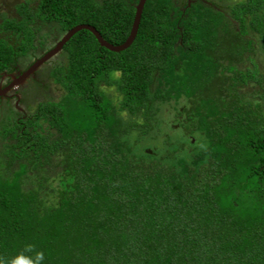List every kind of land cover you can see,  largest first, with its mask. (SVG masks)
Here are the masks:
<instances>
[{
	"label": "trees",
	"instance_id": "trees-1",
	"mask_svg": "<svg viewBox=\"0 0 264 264\" xmlns=\"http://www.w3.org/2000/svg\"><path fill=\"white\" fill-rule=\"evenodd\" d=\"M34 2L1 17L0 73L42 48L44 24L123 43L138 0ZM251 52L261 68L241 67ZM57 54L58 97L0 126V257L32 244L44 264H264V0H146L125 49L80 29Z\"/></svg>",
	"mask_w": 264,
	"mask_h": 264
},
{
	"label": "rangeland",
	"instance_id": "rangeland-1",
	"mask_svg": "<svg viewBox=\"0 0 264 264\" xmlns=\"http://www.w3.org/2000/svg\"><path fill=\"white\" fill-rule=\"evenodd\" d=\"M22 0H0V13L5 12L7 15H13V8ZM208 4H215L216 6L223 7L226 9L228 4L234 3L237 0H203ZM174 4L178 6H183L185 0H173ZM37 25V24H36ZM39 35H47L42 48H40L37 52H29L25 56L19 57L12 66H10L5 74L0 75V88L3 84L9 80L10 76L14 77L16 74L20 73L29 64L35 61L39 56L49 50L55 42H57L63 34H58L57 28H53L50 25H42L41 29H39ZM12 40H15L14 36H10ZM9 38V39H10ZM19 43V39L15 42L17 45ZM64 60V56L62 54H57L54 57H51L44 64L39 67V69L35 72L34 78H29L24 83L19 84L16 88L12 89L11 95L7 97H0V126L7 120L9 116L13 117H24L25 115H30L35 110L36 104L38 101H42L48 97H58L60 92L58 91L57 85L50 80L49 72L53 68L54 65L62 62ZM253 60V62L251 61ZM253 63H257L259 67L262 66V59L259 52H251L248 53V57H245V61L242 66H251ZM111 91V90H110ZM10 92L8 94H10ZM18 94L20 96V100H16L14 95ZM115 95L114 93H112ZM113 101L117 102V97H113ZM15 104L19 106L16 108ZM13 112H12V111ZM22 110V112H21ZM11 111V112H10ZM177 118L173 106L171 104H164L161 106V111L159 115L160 126H163V133L167 134L172 133L173 126L175 125L174 120ZM177 134L179 135V131ZM45 204L55 203L54 194H49L48 197L44 200Z\"/></svg>",
	"mask_w": 264,
	"mask_h": 264
},
{
	"label": "water",
	"instance_id": "water-1",
	"mask_svg": "<svg viewBox=\"0 0 264 264\" xmlns=\"http://www.w3.org/2000/svg\"><path fill=\"white\" fill-rule=\"evenodd\" d=\"M146 0H138V2L135 5V15L132 22V26L129 32L128 37L126 40L118 45L111 44L107 42L100 34V32L92 25L87 23H80L72 27L71 29L67 30L61 38L54 44L53 47H51L49 50H47L44 54H42L39 58H37L25 71H23L18 77H15L12 82H10L8 85H6L3 88H0V95H5L7 91H9L11 88H14L19 83L23 82L30 74H33L34 71L40 67L44 62L49 60L51 57L56 55L60 50L62 49L63 45L70 39V37L77 32L80 29H87L90 32L94 34L98 42L101 46H104L112 51H120L128 47L132 41L134 40L138 27L139 22L141 19L143 7ZM190 4V0H188V5Z\"/></svg>",
	"mask_w": 264,
	"mask_h": 264
},
{
	"label": "clouds",
	"instance_id": "clouds-1",
	"mask_svg": "<svg viewBox=\"0 0 264 264\" xmlns=\"http://www.w3.org/2000/svg\"><path fill=\"white\" fill-rule=\"evenodd\" d=\"M45 254L36 249L32 244H27L24 249L11 259L0 257V264H44Z\"/></svg>",
	"mask_w": 264,
	"mask_h": 264
},
{
	"label": "flooded vegetation",
	"instance_id": "flooded-vegetation-1",
	"mask_svg": "<svg viewBox=\"0 0 264 264\" xmlns=\"http://www.w3.org/2000/svg\"><path fill=\"white\" fill-rule=\"evenodd\" d=\"M187 1H188V0H187ZM193 1H195V0H190V3L193 2ZM21 3H26V4L31 5V6H33V5L35 4L34 0H22L21 2H18V3L14 6V8H13V12H14V14H13V15H7L5 12H1V13H0V21H1V17H2V15H5V16H8V17H13V16H17V17H18V14H17V12H16V6H17L18 4H21ZM2 33H3V35H4V34H10L9 31L2 32ZM10 35L12 36V34H10ZM55 43H56V42H55ZM53 46H54V45H53ZM53 46H52V47H53ZM43 54H44V53H43ZM56 55H57V54H56ZM54 56H55V55H54ZM54 56H53V57H54ZM39 57H40V56H39ZM33 62H34V61H33ZM33 62H32V63H33ZM32 63H31V64H32ZM44 63H45V62H44ZM44 63H43V64H44ZM31 64H29L28 67H29ZM12 65H13V63H12L10 66H12ZM10 66H9V67H10ZM9 67H8V68H9ZM28 67H26V68H25L24 70H22L20 73L16 74V76H14V77H11V76H10L9 80L6 82V84H3L1 88L5 87V86L8 85L10 82H12V80H13L15 77H18V76H19L23 71H25ZM40 67H41V66H40ZM8 68H7V69H8ZM7 69L4 70L3 72H1L0 75L5 74L6 71H8ZM38 69H39V67L34 71L33 74H30V75H29V76H28L23 82H21V83H24V82L27 81L29 78H31V79L34 78L35 72H36ZM21 83H19V84H21ZM19 84H18V85H19ZM18 85H16L14 88H16ZM14 88H11L9 91H7L5 95H0V97H7V96H10V95H11V92H10V91H11L12 89H14ZM9 92H10V94H8ZM12 95H14V97H12V98H15L16 100H18V99L20 100V96H19L18 94L15 93V94H12ZM15 106H16V108H19V106H18L17 104H15ZM21 112H22V110H21Z\"/></svg>",
	"mask_w": 264,
	"mask_h": 264
}]
</instances>
